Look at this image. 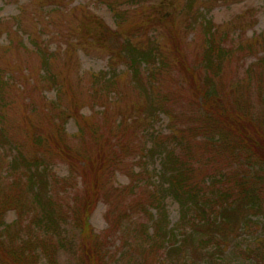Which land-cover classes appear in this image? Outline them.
Masks as SVG:
<instances>
[{"label": "trees", "instance_id": "obj_1", "mask_svg": "<svg viewBox=\"0 0 264 264\" xmlns=\"http://www.w3.org/2000/svg\"><path fill=\"white\" fill-rule=\"evenodd\" d=\"M34 1L42 9L54 6L58 11L68 3V0ZM108 6L119 18L118 7L110 2ZM189 9L191 21L188 20V27H203L205 41L202 52L191 63L188 57L178 53L180 40L174 42L175 57L179 58L170 60L155 40L133 41V35L121 36L119 30L114 31L116 39L120 40L119 61L126 66L132 83L146 97L145 105L140 106L142 109L131 106L119 111L120 124L127 123L126 115L130 119L132 115L139 119L140 114L153 119L168 112L153 98L154 84L159 76L173 70L185 77L191 92L190 104L199 113L193 116L191 126L174 127L165 138H158L153 133L150 148L141 147V151H146L140 155L144 160L159 158L156 181L150 182L141 195H134L127 211H115L113 224L116 229L123 230L120 228L132 217L142 219L139 227L145 241L136 242L135 246L128 234L119 250L120 256L125 252L136 253V260L142 259L139 264H240L238 258L225 259L233 245L239 247L237 242L243 232H253V240L264 244V224L255 221L264 216V55L248 49L249 56L255 60L247 67L245 78L226 88L221 80L224 65L232 60V51L238 50V46L226 45L224 39L216 37L210 20ZM83 18L84 21L88 19ZM71 27L70 31L74 33L75 29ZM14 31L6 30L9 45H13L15 37L27 34L34 52L41 59L43 75L56 83L57 76H53L50 69L54 53L42 45L37 36L30 35L20 20L16 21ZM23 41L22 38L18 40L19 46L25 47ZM247 56L241 55L237 62ZM5 75L6 70L0 68V108L7 87ZM95 77L96 95L101 87L107 88V92L113 90L118 80L115 73H101ZM76 99H72L75 113L81 110L80 101ZM103 107V114H108V107ZM53 119L49 118L46 129L41 123L28 122L23 128L24 137L18 140L4 127L3 111L0 110V264H40L43 258L49 264H57L58 251L65 246L64 233L71 223L80 230L77 264H110L106 244L111 236L101 238L96 235L90 218L99 200H107L111 207L113 194L125 195L110 181L121 162L137 152L138 146L124 141L128 135L125 136L126 130L133 128L129 135H134L139 132L140 123L132 121L122 127L129 129L120 132H102L94 124L82 122L89 130L87 134L92 146L74 149L67 141L64 115L57 118L60 120L57 125L52 123ZM198 138L201 139L199 145L196 143ZM94 147L95 151H91ZM195 147L205 157L204 172L199 177L193 164ZM56 159L68 163L70 180L79 177L84 186L79 195L71 190V203L57 189L60 184L64 189H72V183L61 181L53 173L52 162ZM169 197L180 209L178 223L173 226L167 225L166 200ZM65 206L70 209V218ZM153 209L157 215L152 213ZM10 211H15L17 218L7 223L6 216ZM33 225L38 229L34 230ZM239 251L246 253L247 249L240 248ZM138 252L145 256L141 257ZM251 254L261 259L262 247H250L248 256Z\"/></svg>", "mask_w": 264, "mask_h": 264}, {"label": "rangeland", "instance_id": "obj_2", "mask_svg": "<svg viewBox=\"0 0 264 264\" xmlns=\"http://www.w3.org/2000/svg\"><path fill=\"white\" fill-rule=\"evenodd\" d=\"M109 2L118 7L119 18L110 10ZM41 4L47 5L46 2ZM54 8L47 6L42 9L34 0H0V68L6 70L7 78L4 102L0 108L4 116L3 125L19 140L24 137L23 128L28 122L41 123L46 129L50 117H54L52 123L57 125L60 122L57 118L64 115L67 141L74 149H84V146H92L85 122L94 124L102 132H120L128 128L122 127L138 120L139 132L134 133V136L129 135L133 128L126 130L125 136L128 135L124 142L127 140L132 146L139 148L136 153L133 152L132 156L121 162L110 181V184L125 192V195L113 194L110 199L111 207L107 200H99L94 206L90 224L94 233L101 238L111 236L106 244L109 255L107 261L110 264H139L142 259L136 260V253L129 255L124 251L120 256L119 250L122 249V241L127 239L128 234L131 236L129 240L135 241V246L136 242L139 244L145 241L139 227L142 219L132 217V220L129 219L128 223H124L123 228H120L123 230H118L113 224L115 211L126 210L133 203L134 195H141L150 182L156 181V173L160 168L159 158L151 161L150 158L144 160L140 157L146 153L145 150L141 151L142 148H150L152 135L165 138L173 132L172 129L191 126L194 123L193 116L199 112L190 104L191 92L185 77L178 70H173L159 76L154 84L155 91L153 89V98L168 112L153 119L142 114L139 119L136 115H132L130 119V116L126 115L127 123L120 124L119 111L131 106L141 108L140 106L146 103V97L132 83L126 66L119 61L120 40L116 39L114 31L119 30L121 36L133 35V41L146 38L155 40L159 49L168 55L170 60L179 58L175 57L177 51L174 42L180 40L178 53L188 57L191 63L202 52L205 42L203 27H188L189 8H192L194 14L201 13L211 21L217 38L224 39L226 45L238 46V50L232 51V60L225 63L221 77L229 89L245 78L247 67L255 60V57L249 56L248 49L258 51L260 56L264 55V0H68L62 10ZM84 16L88 18L85 21ZM18 20L30 35L37 36L39 42L54 53L50 69L53 76H57L56 83H53L48 75H43L41 59L34 52L27 34L15 37L16 41L9 45L6 30L14 31ZM70 26L75 29L74 33L70 31ZM21 38L27 46H19L17 42ZM241 55L248 56L238 63ZM101 73H115L118 80L113 90L110 89V93L107 88L101 87L96 95L95 76ZM75 96L81 105V110L77 113L72 110V99H76ZM162 98H165L164 102ZM103 106L108 107V114H103ZM53 124L52 129L55 128ZM199 140L201 139L196 140L197 145ZM90 149L95 151V147ZM194 151L193 164L199 177L204 172L205 157L196 147ZM52 170L61 181L71 178L70 166L63 160H54ZM140 171L143 172L142 175ZM70 182L72 189H64L61 184L57 187L68 203H71L73 198L71 190L79 195L84 187L79 177L75 176ZM166 207L167 225L173 226L178 223L180 209L170 197L166 200ZM65 208L70 218V209L66 206ZM152 213L157 215L155 209ZM16 218V212L10 211L6 222L12 223ZM257 218L255 221L264 224V216ZM143 220L147 221V218ZM33 229L37 230V225H33ZM79 231L72 223L68 224L67 232L64 233L65 246L62 249L60 247L58 251L57 264L78 263L76 250L81 239ZM252 234L253 232L250 234L247 230L243 232L237 242L239 247L233 245L225 260L238 258L242 262L240 264H264V244L256 243L253 240L255 235ZM262 242L264 243V239ZM257 246L262 247L261 259L254 254L248 256L249 248L256 249ZM240 248H246L247 252H240ZM138 254L145 256L143 253ZM40 264L49 262L43 258Z\"/></svg>", "mask_w": 264, "mask_h": 264}]
</instances>
